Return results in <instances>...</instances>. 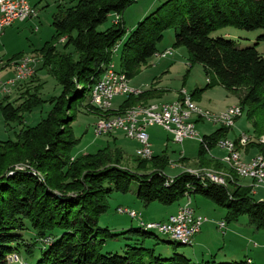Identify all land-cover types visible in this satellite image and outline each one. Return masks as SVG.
<instances>
[{
  "label": "trees",
  "instance_id": "trees-1",
  "mask_svg": "<svg viewBox=\"0 0 264 264\" xmlns=\"http://www.w3.org/2000/svg\"><path fill=\"white\" fill-rule=\"evenodd\" d=\"M132 2L135 0H77L59 7L51 20V41L39 53L42 68L60 84V94L42 98L41 85L36 84L27 87L18 104L12 103L9 96L0 101L6 125H22L25 113L46 102L50 104L46 116L36 124L22 125L14 139L0 141V264H6V257L14 253H24L31 259L36 246L39 258L34 264H254L248 259L236 263L214 257L195 262L182 253L162 258L155 256L153 249L129 244L122 254L103 250L106 239L125 233L140 237L138 241L156 238L153 229L139 222L137 228L122 233H111L98 225L99 216L108 208L110 194L128 192L133 180L138 182L136 197L145 206L153 201L169 205L199 194L226 210L225 222L247 215L251 225L264 228V199L256 200L250 186L240 185L239 178L232 174L233 179H227L225 185L187 171L170 177L165 173L169 163L165 151L150 159L135 157V170L121 166L123 152L119 147L72 153L78 142L71 126L76 117L72 108L82 106L97 116L114 114L101 113L89 103L91 86L112 60L111 49L114 52L116 43L125 37L119 67L131 79L157 51L163 32L176 17L173 46L185 47L189 65L201 64L206 74L213 76L196 92L222 86L237 98L256 135L264 132V126L260 128L264 122V56L256 43L239 47L233 40L214 34L225 27L261 28L263 34L259 37L264 39V0H166L128 32L122 21L98 29L111 13L121 14ZM181 4L185 5L183 13ZM64 36L63 47L57 49L56 43ZM34 78L33 74L30 82ZM149 97L150 90L128 95L116 111L121 114L132 106L147 104ZM229 129L220 126L202 135L198 148L201 166H205L202 164L207 152L226 137ZM247 147L255 148L264 157V143L256 138L246 144L245 152ZM212 162L215 167L225 165ZM225 168L230 171L226 165ZM25 230L33 234L30 242L23 238ZM17 255L11 259H18ZM24 262L31 264L30 260Z\"/></svg>",
  "mask_w": 264,
  "mask_h": 264
},
{
  "label": "rangeland",
  "instance_id": "rangeland-1",
  "mask_svg": "<svg viewBox=\"0 0 264 264\" xmlns=\"http://www.w3.org/2000/svg\"><path fill=\"white\" fill-rule=\"evenodd\" d=\"M30 1L31 3H33V5H35L34 7L37 10V16L25 21H16L12 25L4 28V31L0 37V59L4 66H9L11 63L13 64L17 56L27 55L31 53L32 57H37L38 62L35 66L34 81L30 82V77L29 79L21 83H16L15 85L23 84V87L29 88L33 85L39 84L41 85L39 89L41 97L50 98L58 96L60 94L61 86L58 81L47 72L46 69L42 68V58L39 52L46 42L51 41V38L54 34V29L51 26L53 14L57 12L59 7H66L76 0H36V2H34L35 0ZM164 2H166V0H135V2H132L130 5H128L121 14L116 12H114L116 14L111 13V16L109 15L106 22L100 25L98 29L103 30L109 23H114L112 21L116 19V15V20L118 22L121 21L122 15L124 20V27L128 32L132 28H134L138 20H141V16H143V14H149L151 11L158 8V6H161ZM153 3L155 4L152 5ZM184 11L185 5L181 4L180 12L183 13ZM177 18L178 17H176L172 21V25H170V27H168L163 32V38L160 42L157 43V51H155L154 55L147 60V63L142 66L140 71L137 72L131 79L127 78L129 86H136L135 88H138L140 93L142 91L150 90L153 97H156L155 95L158 94L157 96L159 97L157 99L149 97V99H147L145 102L171 101L169 100L171 96H174L175 94L179 96V92L181 90H186L188 95L191 96L192 101L203 110L217 112L221 109L223 111L230 106H240L238 104L237 98L227 92L220 85H215L213 87L207 88L201 93L196 92V90L198 89H203L207 84L208 78H211L213 76L211 73L206 74L205 69L201 64L195 63L192 66L189 65L185 47L173 46L174 32L178 21ZM226 31H229L231 34L224 35ZM214 34H219V36H224L228 39L233 40L239 47L252 46L256 43L257 50L264 56V39L259 37L263 34V29L261 28L255 30H243L233 27H225L219 29ZM124 38L125 37L123 36L116 43L118 46L116 50H114V52L111 49V62L114 69L117 71L119 70V72L121 71L119 67V55ZM65 40V36L61 37L58 40V42L56 43L57 49H61L63 47L62 45ZM67 50L69 51V48ZM166 50H171V55H167L166 57L159 56L160 53ZM11 75L12 73L8 70V68L4 69V71L0 73V81L6 80H3V77L10 78ZM15 85L11 86V89ZM93 86L94 84L91 86V89L93 88ZM11 89L8 93H0V101L5 96H9V100L12 101V103L18 104L26 92L22 90L21 93L16 92L11 94ZM140 93H138L137 91L134 94L138 95ZM92 94L93 92L90 93V99L92 98ZM126 97H128L127 94L116 95L113 98L112 105L108 108L109 111H107V113H114L113 115H119L120 113H117L116 110H118L121 102ZM90 104L93 105L101 113H105L107 110L99 108L96 103ZM76 108H72V111L76 112V117L71 126L73 128L75 137H77L78 139V142L73 147L72 153H93L96 152L99 148H103L106 146H112V148L119 147L123 152L121 166L126 167L130 170H135V157H137V155L135 154V148L137 146V142L126 137L121 131H116L110 134L95 135L93 130L94 123H97V121H100V119L107 116H104L103 114H98L97 116V114L95 113L87 112L82 106ZM49 109L50 104L47 102L42 104L41 106L35 107L34 109H32V111L24 114L22 125L36 124L41 118L46 116V113ZM22 125L13 122H10L6 125V123L2 119L0 112V141L14 139L15 133L19 131ZM220 126V124L212 123L209 120H199L196 122V129L198 130L200 136L204 134H210ZM263 126L264 122L262 123V125L260 124V128H263ZM146 131L149 134V141L151 143L152 151L154 152L153 154H160L165 151L169 158V163L165 168L166 175L173 177L182 171H205L206 174L210 172H219L222 174L224 173L225 175L223 174V176H225L226 178L228 176L227 179H229V176L231 174L234 175L232 169L229 168L231 166L227 164L225 165L231 172L224 171L227 169L223 164H221L223 165V167H215V165L213 166L212 159L219 162L216 156H220L221 152L223 151L217 146V144H215V146L210 149L209 152H207L209 158H206L205 163L202 164L205 166H201V164H199L201 162H199L198 158V148L200 145L199 139L186 138L183 140V142L176 143L171 138H169L168 140L167 136L169 133L158 125H150L147 127ZM241 133H244L245 135L247 134L249 140L256 138L259 143H264L259 140L261 135L264 136V132L259 136L256 135L257 131L254 130L252 123L247 120L246 114L243 111L242 115L235 120L233 127L228 130V137L223 138L234 141L233 143L235 144L237 149L238 145H244L240 144L237 141L238 136ZM248 149L249 147L246 148V151ZM255 152L256 149L251 148L250 152L246 154L244 148L242 149V154L240 152L241 159L246 161L245 159ZM242 155L245 159L242 158ZM237 177L239 178L238 183L240 185L250 186L249 188H251V193L256 200L264 199V180L263 182L258 183L255 186H251L252 181L249 178L239 175H237ZM137 188L138 182L136 180H133L130 183L128 192H112L108 198L107 210L99 216L98 225L102 228H107L111 233H122L129 228H137V222L140 223V219L148 222H165V220L162 219L165 218L169 212L173 211L179 203L187 199L186 197H184L177 202L169 205L153 201L145 206L136 197ZM190 202L194 210L202 213L208 218V221L204 222L206 223L205 225L209 227V230L206 232V234L213 235L211 236L213 239H220V237L222 239V229L217 226V223L220 221L225 222L226 210L220 206H217L212 201L199 194H192L190 196ZM118 207L128 208L131 210L134 209L137 212V216L131 217L127 213H119L117 212ZM235 223H238L236 225L239 226L241 223V230L239 231L237 236V238L239 239V244H237V247H239V254L241 255H235V259H232L231 261L237 263L240 261H246L247 258H252L254 264H264V228L257 229L253 225H251L249 223L247 215H241L237 221L230 223L226 222L227 226ZM153 232L155 233L156 238H147L144 241H138L140 240V237H131L126 233L120 235L117 238H108L104 243L103 250L122 254L126 248L125 245L129 244L131 246H143L144 248L153 249L152 253H154L155 256H160L162 258L170 257L173 253L186 254L192 258L193 256H197L196 253L198 250L196 246L191 245L192 240H190L188 244L178 245L170 240L169 234L167 235L165 233H159L155 229H153ZM22 235L27 242H30L33 238V234L29 230L23 231ZM207 237L208 236H206V238ZM38 246L40 245L38 244ZM38 250L39 249L36 246V248H34L31 259L28 258V256L24 253H20L21 255L19 256L14 253L12 255H17L18 261H15V257L11 259V255L9 260L12 261H10L9 263L8 257H6V264H13L16 262L25 264L24 260H30L31 264H34L39 258ZM21 257L24 259L23 261ZM204 259H208V257Z\"/></svg>",
  "mask_w": 264,
  "mask_h": 264
},
{
  "label": "built area",
  "instance_id": "built-area-1",
  "mask_svg": "<svg viewBox=\"0 0 264 264\" xmlns=\"http://www.w3.org/2000/svg\"><path fill=\"white\" fill-rule=\"evenodd\" d=\"M35 16H37V10L29 3V0H0V36L5 27L12 25L16 21H24ZM116 19H114V23L118 22ZM171 53V50H166L160 53L159 56L166 57L167 55H171ZM37 62L38 58L31 57V53L15 58L13 76L4 81H0V93H8L11 86L29 79L34 74ZM1 66H3V63L0 59V67ZM93 87L94 96L89 100V103L98 104L104 103L105 97H115L120 94L130 95L133 91H139L138 88L126 87V85H123L121 77H116V75H114L111 61L108 63L107 74L100 75L98 83ZM199 120L204 121L202 118L189 119L180 117V111L175 110V103L166 102L149 112L134 115L126 120H115L112 122H105V124L94 123L93 130L95 135L110 134L116 131H121L126 137L137 142V147L135 148V154L137 157H150L153 155V151L149 141V134L146 131L148 126H161L170 134L171 139L176 143H181L186 138L199 139L201 142L202 136H200L196 129V122ZM212 123H218L223 127L232 128L235 122L226 118V122L213 121ZM243 142L244 146L249 142L247 134ZM216 144L222 150H227V141L218 140ZM218 160L222 163V156L219 157ZM243 171H245V177L252 181L251 186H255L264 180V165L259 156H250L249 163L243 165ZM190 173L198 174L202 179H209L214 183L224 185L227 183L207 177L205 171ZM234 177H237V172H234ZM186 198L185 203L181 204L175 212L169 214L165 219V222H148L142 219L139 221L146 225L155 226L158 230L168 233L169 236H187L191 237V240H193L194 235L199 232L201 225L208 221V218L205 215L196 213L191 206L190 197L186 196ZM117 212L127 213L131 217L137 216V212L134 209L131 210L118 207ZM217 225L219 228H224L225 222L220 221ZM7 257L9 258L11 256Z\"/></svg>",
  "mask_w": 264,
  "mask_h": 264
},
{
  "label": "bare ground",
  "instance_id": "bare-ground-1",
  "mask_svg": "<svg viewBox=\"0 0 264 264\" xmlns=\"http://www.w3.org/2000/svg\"><path fill=\"white\" fill-rule=\"evenodd\" d=\"M31 57H32V55H31ZM13 65L15 66V61L13 62ZM112 66H113V64H112ZM107 68L108 67L105 68L102 75L107 74ZM113 69H114V67H113ZM114 75H116V77H121V82L123 83V85H126V87H130L129 83H128V79L125 77L124 74H122V72L120 73L119 71L114 69ZM97 83H98V81L96 83H94V86H96ZM92 89H91L92 90L91 92H93V94L91 96L93 97L94 96V87ZM136 92L137 91H133V92H131V94H134ZM138 93H140V92L138 91ZM182 94H183V96H182ZM113 98L114 97H105L104 103H102V104L96 103V104L99 106V108L107 109L106 110V112H107V111H109L108 108L112 105ZM165 103L166 102H151V103H147V104H143V105L140 104V105L132 106L119 115H113V116L108 115L107 117L100 119V121H97L96 124H105V122H112L115 120H126L128 118H131L134 115L149 112L152 109L159 107ZM170 103H175V110L180 111V117L189 118V119H200V118H202L204 120H209L211 122H213V121L226 122V118H227L228 120L235 122V120L242 115V109H241L242 107L241 106H230L227 109H225L221 112H218V113L210 112L208 110H203V109L199 108L192 101L191 96L188 95L186 90H181L179 92V96L177 97V99L174 101H170ZM245 138H246V135L244 133H241L238 136L237 140L239 143L244 144L243 141ZM247 139L249 140V137H247ZM259 140L261 142H264V136H261L259 138ZM220 141H227V150L222 151V158H223L222 163L231 166L229 168L232 169L233 172H237V175L245 177V171H243V165H247L249 163V159L246 161L241 159L240 152H237L238 150H236V146L233 143L234 141H231L227 138H221ZM255 156H259L262 160L263 165H264V157L260 154H255ZM141 157L142 158H150L151 156L150 157L141 156ZM223 174L219 173V172H215V173L210 172V173H207L206 176L211 177V178L215 179L216 181L227 182L226 180H227L228 176L226 178L225 176H223ZM198 176H200V175H198ZM229 178L232 179L231 175L229 176ZM139 224L145 228H148V229H155L159 233H165V232L158 230L157 227H155V226L146 225V224H143L141 222ZM165 234L168 235V233H165ZM170 238L173 240H177V241L181 242L182 245L188 244L191 240V237H187V236H179V237L170 236ZM15 259H17V258H15Z\"/></svg>",
  "mask_w": 264,
  "mask_h": 264
},
{
  "label": "crops",
  "instance_id": "crops-1",
  "mask_svg": "<svg viewBox=\"0 0 264 264\" xmlns=\"http://www.w3.org/2000/svg\"><path fill=\"white\" fill-rule=\"evenodd\" d=\"M37 1H40V0H37ZM77 1V0H76ZM34 2H36V0L34 1ZM29 3L32 5V6H35V5H33V3H31V1L29 0ZM74 3V2H73ZM155 3H153L152 5H154ZM70 5V4H69ZM152 7V6H151ZM145 15H147V14H145ZM144 14H143V16H141L142 18L145 16ZM141 18V19H142ZM25 21V20H24ZM121 21L123 22L124 20H123V17H122V15H121ZM139 21V20H138ZM113 22V21H112ZM124 23V22H123ZM112 23H109L107 26H110ZM231 33L229 32V31H226L225 33H224V35H230ZM1 37V36H0ZM118 46V45H117ZM14 61V60H13ZM12 64V63H11ZM9 65V66H1L0 67V69L1 68H3V69H1V71H0V73H2L3 71H4V69H7L8 68V70L9 71H11V73H12V75L10 76V77H12L13 76V73H14V65L12 64V65ZM8 65V64H7ZM3 80L4 79H7V78H2ZM24 85L23 84H18V85H15L14 87H12V89H11V94L12 93H16V92H19V93H21L22 92V90H26V88L27 87H23ZM132 86H134V85H132ZM131 86V87H132ZM134 87H136V86H134ZM23 91V92H24ZM158 95V94H157ZM157 95H155L156 97H153L152 96V98L153 99H157L159 96H157ZM177 94H175L174 96H171L170 98H169V100H171V101H174V100H176V98H177ZM173 99V100H172ZM151 102H161V101H148V102H146V103H151ZM163 102H170V101H163ZM222 111V109L219 111H217V112H214V113H218V112H221ZM226 137H228L227 136V134H226ZM169 138H171V136L168 134V136H167V139L169 140ZM238 141V140H237ZM239 144V143H238ZM241 144V143H240ZM137 147V146H136ZM245 148V146L243 145V146H240V148H239V150H240V152H241V154H242V149H244ZM250 152V149L249 150H247L246 151V154H248ZM154 153V152H153ZM256 153V152H255ZM255 153H253L252 155H255ZM222 155V152H221V154H220V156ZM252 155H250V156H252ZM220 156H216V158L218 159V157H220ZM249 156V157H250ZM249 157H247L246 159L243 157V155H242V158L243 159H245V160H248L249 159ZM206 158H209V156L208 155H206ZM199 163V162H198ZM199 164H201V163H199ZM185 201L186 200H184L183 202H181V203H179L178 205H177V207L173 210V211H171V212H169L168 214H167V216L169 215V214H171V213H173V212H175L176 210H177V208H178V206H180L181 204H183V203H185ZM195 212L196 213H198V214H202V213H200V212H197L196 210H195ZM203 215V214H202ZM167 216L165 217V218H163L162 220H165L166 218H167ZM238 220V219H237ZM236 220V221H237ZM159 221H161V220H159ZM227 223H230V222H227ZM206 223H203L202 225H201V227H200V230H199V232L198 233H196L195 235H194V238H193V240H192V243H191V245H194V246H196L197 247V253H196V255L197 256H193V258L192 257H190L189 255H187L189 258H191L193 261H195V262H197V261H200V260H202V259H204V258H212V257H214L215 259H218V260H220V259H227V260H232V259H235V255L236 256H239V255H241V254H239V247H237V244H239L238 242H239V239L237 238V236H238V233H239V231L241 230V223H240V226L239 225H236V224H238V223H235V224H232V225H228L227 226V224H226V222H225V227L224 228H221L222 230H221V234H222V239H221V237H220V239H218V238H215V239H213L211 236H213V235H211V234H206V232L209 230V227L207 226V225H205ZM218 226V225H217ZM203 229H204V231H203ZM206 236H208L207 238H206ZM215 245H218V246H215ZM237 247V248H236ZM248 260H250L251 262H253V259L252 258H247Z\"/></svg>",
  "mask_w": 264,
  "mask_h": 264
}]
</instances>
